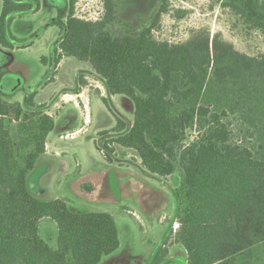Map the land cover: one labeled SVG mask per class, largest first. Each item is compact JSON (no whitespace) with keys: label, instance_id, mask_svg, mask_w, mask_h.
Returning a JSON list of instances; mask_svg holds the SVG:
<instances>
[{"label":"trees","instance_id":"1","mask_svg":"<svg viewBox=\"0 0 264 264\" xmlns=\"http://www.w3.org/2000/svg\"><path fill=\"white\" fill-rule=\"evenodd\" d=\"M76 1L67 0L64 22L52 23L61 29L52 48L54 66L63 57L87 63L111 96L125 98L133 108L131 121L116 118L113 129L101 132L114 136L106 142L99 137L105 159L117 145L134 152L150 175L169 177L177 166L182 208L175 242L187 264H246L248 233L264 234V158L233 139L226 109L179 105L208 81L213 88L242 85L264 107V55L248 56L203 33L180 44L155 41L151 32L166 12V0L149 27L120 37L107 30L115 18L113 0H100L102 14L94 21L75 16ZM244 5V10L232 8L247 10L255 28L264 32L253 0ZM39 9L40 0H1L0 47L13 50L12 22ZM25 108L0 99V264H101L120 245L114 219L73 210L61 199L37 197L30 176L54 121L34 104L33 95ZM6 118L16 122V147ZM188 131L194 137L185 143ZM44 218L56 224L55 250L39 237L37 225ZM165 256L160 247L148 264H163Z\"/></svg>","mask_w":264,"mask_h":264},{"label":"rangeland","instance_id":"2","mask_svg":"<svg viewBox=\"0 0 264 264\" xmlns=\"http://www.w3.org/2000/svg\"><path fill=\"white\" fill-rule=\"evenodd\" d=\"M244 1L166 0V12L154 24L152 38L180 44L203 33L218 36L248 56L264 55V32L255 28L247 10L242 14L232 8L244 10ZM113 2L115 18L107 30L119 37L135 36L149 27L161 4V0ZM253 2L263 15L264 25V0ZM74 13L80 19L94 21L102 14V4L100 0H77ZM67 14V0H40L38 12L21 14L12 22L9 29L16 39L14 49L0 47V99L25 108L26 99L33 95L34 103L42 105L46 112L42 111L53 116L56 125L30 176L33 191L41 192L37 197L44 201L61 199L73 210L112 216L120 245L101 264H148L160 247L166 250L163 264H187L183 247L175 242L177 217L182 208V199L177 195L180 169L176 166L175 172L165 178L150 175L134 152L117 145L112 146L113 153L106 160L107 151L98 144L100 134L113 129L116 118L131 121V103L111 96L101 87L100 80L90 76L78 80V75L91 73L87 63L66 58L54 70L52 47L56 46L61 29L52 23L64 22ZM207 83L189 101L182 102L179 109L201 105L213 111L226 109L233 139L250 147L256 157L264 158V107L242 85L213 88ZM78 86L80 91L87 88V108H83L82 100L61 101L62 93H72ZM13 87L17 88L9 94ZM5 125L16 147V122L6 118ZM61 135L66 137L60 138ZM111 137L114 136L102 135L101 141ZM192 137L194 133L188 131L185 143ZM37 228L39 237L55 250L56 224L44 218ZM248 237L250 258L246 264H264V234L249 232Z\"/></svg>","mask_w":264,"mask_h":264},{"label":"crops","instance_id":"3","mask_svg":"<svg viewBox=\"0 0 264 264\" xmlns=\"http://www.w3.org/2000/svg\"><path fill=\"white\" fill-rule=\"evenodd\" d=\"M58 41V40H57ZM53 48V47H52ZM51 55H52V53H51ZM66 59V57H63L60 61H59V63L56 65V67H54V70H55V72L57 71V69L61 66V64H62V62L64 61ZM87 73V74H86ZM87 76H90L91 78H94L95 80H97V81H101V87L102 86H104V83L102 82V80L98 77V76H96L94 73H93V71L91 70V73H89V72H85V74H81V75H78V80H79V78L80 77H82L83 78V80H85V77H87ZM81 78V79H82ZM1 85V84H0ZM100 86H94L93 88H101ZM105 87V86H104ZM79 88V86L72 92V93H67V92H64V93H62V96H61V101H70V100H72V99H78V100H82V102H83V108H87V96H86V91H87V88H83V90H77ZM92 88V89H93ZM106 88V87H105ZM77 90V91H76ZM117 97H121V96H117ZM123 98V97H122ZM123 101V103H128V101L125 99V98H123L122 99ZM34 101V100H33ZM35 104V103H34ZM35 105H37V106H39L38 104H35ZM42 106V105H41ZM132 106V105H131ZM45 108L43 107V110H44ZM133 109V108H132ZM45 111V110H44ZM46 112V111H45ZM49 114V113H48ZM132 114H133V110H132ZM50 117H52V119H53V121H54V118H53V116H51L50 115ZM55 128H56V125H55V122H54V129H53V131L55 130ZM52 131V132H53ZM51 132V133H52ZM50 133V134H51ZM65 135H68V134H65ZM61 137H66V136H60V138ZM48 140V137H47V139H46V141ZM45 148H46V146H45Z\"/></svg>","mask_w":264,"mask_h":264},{"label":"water","instance_id":"4","mask_svg":"<svg viewBox=\"0 0 264 264\" xmlns=\"http://www.w3.org/2000/svg\"><path fill=\"white\" fill-rule=\"evenodd\" d=\"M17 87H19V82H18V84H17ZM17 87H13V88L9 91V94L13 93ZM33 188H34V186H32V189H33ZM35 192H36V195H40V193H41V192H39V191H35Z\"/></svg>","mask_w":264,"mask_h":264},{"label":"flooded vegetation","instance_id":"5","mask_svg":"<svg viewBox=\"0 0 264 264\" xmlns=\"http://www.w3.org/2000/svg\"><path fill=\"white\" fill-rule=\"evenodd\" d=\"M1 81V80H0ZM0 84H1V82H0Z\"/></svg>","mask_w":264,"mask_h":264},{"label":"built area","instance_id":"6","mask_svg":"<svg viewBox=\"0 0 264 264\" xmlns=\"http://www.w3.org/2000/svg\"><path fill=\"white\" fill-rule=\"evenodd\" d=\"M67 136V135H66Z\"/></svg>","mask_w":264,"mask_h":264}]
</instances>
